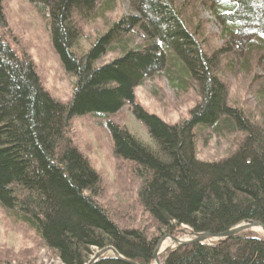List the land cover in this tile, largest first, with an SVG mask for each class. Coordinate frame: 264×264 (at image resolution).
I'll list each match as a JSON object with an SVG mask.
<instances>
[{
    "label": "trees",
    "instance_id": "16d2710c",
    "mask_svg": "<svg viewBox=\"0 0 264 264\" xmlns=\"http://www.w3.org/2000/svg\"><path fill=\"white\" fill-rule=\"evenodd\" d=\"M5 1L0 0V209L35 231L60 264H87L110 246L129 261L153 264L160 238L177 236L184 226L219 234L244 222L264 225V126L230 106L224 72L249 70L252 61L264 65V0H128L134 13L113 22L87 50L79 49L80 20L105 16L117 0H29L49 13L54 49L76 78L64 101L50 95L29 54L16 46ZM201 7L222 26L225 44L216 49L205 36L209 21ZM116 52L118 57L98 64ZM236 55L243 60L239 65ZM154 77L180 89L198 87L201 99L188 119L169 123L135 103L136 88ZM258 82L264 99V78ZM129 104L152 145L109 120L113 153L131 162L140 182L135 205L153 222L155 234L146 226L120 225L97 202L102 178L70 134L74 116L105 120ZM220 133L236 135L238 148L220 160H200L197 140ZM160 259L264 264V237L246 230L225 242L180 246ZM96 264L130 263L109 253Z\"/></svg>",
    "mask_w": 264,
    "mask_h": 264
},
{
    "label": "rangeland",
    "instance_id": "374dc122",
    "mask_svg": "<svg viewBox=\"0 0 264 264\" xmlns=\"http://www.w3.org/2000/svg\"><path fill=\"white\" fill-rule=\"evenodd\" d=\"M4 9L9 29L17 39L16 46L20 52L29 54L46 90L58 101L70 99L76 78L65 70L54 49L49 13L45 15L41 7L29 0H6ZM200 12L202 19L209 21L204 23V31L206 38H209L210 48L216 49L224 45L222 26L217 19L208 8L201 7ZM129 13H134L129 1L117 0L116 8L105 16L80 20L82 38L79 49L90 48L92 42L106 33L113 22ZM119 55V52L109 53L98 64L108 63ZM236 59L238 65L243 61L237 55ZM226 62L227 60L222 59L220 64L225 67ZM250 67L249 70L239 67L232 73L224 71L230 87L228 101L230 106L246 111L253 123L264 126V99L260 98L258 84L264 78V65L259 61H252ZM200 99L198 87L191 85L187 89H180L172 85L166 77L148 79L135 90L136 104L169 123L188 119ZM109 120L126 128L146 145H152L145 126L137 120L130 104L105 120L90 114L74 116L70 126L74 143L102 178V194L96 200L120 225L146 226L149 233L155 234L153 222L144 214L142 207L135 205L140 182L133 174L131 162L122 158L118 160L114 156ZM239 144V138L233 134L203 136L197 140V157L209 162L220 160L234 152ZM251 231L263 236L260 228ZM178 236L184 240L191 239L189 234L181 233ZM165 242L168 246L174 244L170 238ZM0 264L60 263L41 243L35 231L0 209Z\"/></svg>",
    "mask_w": 264,
    "mask_h": 264
},
{
    "label": "water",
    "instance_id": "95a60500",
    "mask_svg": "<svg viewBox=\"0 0 264 264\" xmlns=\"http://www.w3.org/2000/svg\"><path fill=\"white\" fill-rule=\"evenodd\" d=\"M255 228H260L263 232V237H264V225L261 222H256V221H249V222H244L241 224L236 225L235 227L229 229L226 232L223 233H219V234H213V233H195V232H191L188 230V228H181L177 230L178 234H189V236H191V239L189 240H184L182 238H180L178 235H171V234H167L164 235L160 238V240L158 241V244L156 246L155 252H154V263L153 264H163L162 260L160 259L159 255L162 254H166L167 252L174 250L175 248H178L180 246L183 245H188V244H192V243H206V242H210V241H216V242H225L227 240H230L232 237H234L235 235L239 234L240 232L246 231V230H254ZM170 238L173 241V245L172 246H168L165 249H161L162 244L164 243V241ZM109 253H112L114 257L126 261L130 264H138L136 262L133 261H129L127 259H125L124 257H122L115 248H113L112 246L110 247H106L104 249L98 250L90 259V261L87 264H96V262L108 255Z\"/></svg>",
    "mask_w": 264,
    "mask_h": 264
},
{
    "label": "bare ground",
    "instance_id": "6f19581e",
    "mask_svg": "<svg viewBox=\"0 0 264 264\" xmlns=\"http://www.w3.org/2000/svg\"><path fill=\"white\" fill-rule=\"evenodd\" d=\"M165 246H168V243H167V242H165V243L162 245L161 249L164 248Z\"/></svg>",
    "mask_w": 264,
    "mask_h": 264
}]
</instances>
